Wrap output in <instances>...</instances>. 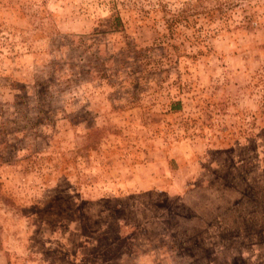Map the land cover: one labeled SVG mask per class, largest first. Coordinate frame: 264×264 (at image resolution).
<instances>
[{
	"label": "rangeland",
	"instance_id": "obj_1",
	"mask_svg": "<svg viewBox=\"0 0 264 264\" xmlns=\"http://www.w3.org/2000/svg\"><path fill=\"white\" fill-rule=\"evenodd\" d=\"M0 264H264V0H0Z\"/></svg>",
	"mask_w": 264,
	"mask_h": 264
}]
</instances>
